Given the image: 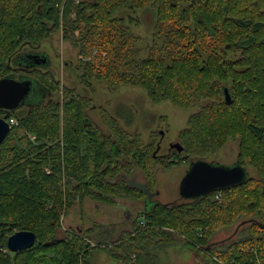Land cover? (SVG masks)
Instances as JSON below:
<instances>
[{
    "label": "trees",
    "instance_id": "obj_1",
    "mask_svg": "<svg viewBox=\"0 0 264 264\" xmlns=\"http://www.w3.org/2000/svg\"><path fill=\"white\" fill-rule=\"evenodd\" d=\"M121 8L154 9L152 37L159 44L152 42L147 55L129 28L133 18L116 15ZM59 31L85 58L78 66L81 84L130 85L152 103L194 108L178 136L182 151L155 153L157 144L129 137L110 115L103 118L104 133L85 113L87 97L72 88L49 98L59 81L23 56L37 52L27 46ZM11 71L28 73L47 90L40 103L7 117L16 123L0 144V264H93L99 247L126 262L130 254L140 260L148 250L179 242L195 248L205 264H264V0H0V78ZM5 113L0 109V117ZM231 138L238 142L237 161L255 171L241 184L156 202L147 212L145 193L122 178L138 169L149 187L158 167L206 159ZM84 196L105 204L143 198V224L135 220L130 238L114 241L120 251L90 242L87 235L99 224L56 236L62 212ZM236 222H246L247 231L210 241ZM19 230L34 232L35 243L11 252L6 239Z\"/></svg>",
    "mask_w": 264,
    "mask_h": 264
},
{
    "label": "rangeland",
    "instance_id": "obj_2",
    "mask_svg": "<svg viewBox=\"0 0 264 264\" xmlns=\"http://www.w3.org/2000/svg\"><path fill=\"white\" fill-rule=\"evenodd\" d=\"M116 15L126 19L130 16L133 18L134 21L128 23L129 28L132 34L139 38L137 44L143 48L141 55H147L148 46L155 42L152 37L156 21L154 9L145 8L131 12L126 8H121L116 12ZM75 34L77 35L78 32L75 31ZM43 42L46 45L38 44L27 47L33 51L46 53L48 63L41 69L47 70L51 78L60 83L59 89L47 95L49 98L59 99L62 87L72 88L76 95L87 97L89 102L85 113L91 122L99 126L104 133L109 131L103 118L110 115L121 125L129 137H135L136 140L144 143L153 141L155 145L159 142L157 151L160 154L166 153V147L170 146L171 143L179 142V133L186 126L189 116L196 111L194 108H181L168 101L152 103L143 89L130 85H121L117 89H110L107 83L101 81H92L89 85L81 84L78 66L85 58L78 54L77 49L69 41L62 39L60 31L54 33L50 41ZM155 43L159 44L158 41ZM7 76L19 80L22 76L29 75L23 71H11ZM33 80L36 88L21 105V113L44 99H42V93L45 96L47 87L36 78ZM126 117L129 119L126 120ZM160 131L163 133L161 134ZM19 134L23 135L22 132ZM27 137L32 143L35 142L33 134L28 133ZM237 153L238 142L231 138L226 141L216 155L208 156L205 161L215 162L222 166H231L237 160ZM181 156L184 154L181 153ZM180 159L178 158V160ZM185 169L184 163H178L169 169L158 167L154 173L152 185H149L151 192H157L151 196V200L161 203L182 201V199H177L179 197L178 186L184 171H186ZM246 169L248 176L255 175L253 168L247 167ZM46 171H48L47 168ZM121 175L118 174L115 177ZM132 177V173L128 176L122 175V178L127 180ZM145 179L140 170L137 169L135 181L145 183ZM142 210L143 198H115L112 204L96 201L89 196H84L81 200L76 198L72 205L65 212H62L56 236L58 238L63 237L68 229H77V231L81 229L83 231L99 224V227L88 233L90 242L92 244L98 242H100L99 244H111L112 253H116L120 249L116 247L117 245H113L116 243L114 241L124 235V237L130 238V233L134 232L135 225L133 222L135 220H139L143 224ZM239 223L236 222L231 228L219 229L220 231L218 230L210 241L226 242L236 238L241 231L246 232L245 228L248 224L244 222L239 225ZM152 241L154 242V238ZM101 249L99 247L92 251L90 261L93 264H140V262L142 264H205L202 255L195 248L181 242L148 250L147 255L141 257L140 260H136L134 254H130L126 262H119L112 255L109 257Z\"/></svg>",
    "mask_w": 264,
    "mask_h": 264
},
{
    "label": "water",
    "instance_id": "obj_3",
    "mask_svg": "<svg viewBox=\"0 0 264 264\" xmlns=\"http://www.w3.org/2000/svg\"><path fill=\"white\" fill-rule=\"evenodd\" d=\"M45 54L44 52H30L26 53L23 58L32 65L45 66L48 63ZM34 88H36L34 80L29 76H22L19 80L7 75L0 78V109L6 111L4 116L0 117V144L12 128L7 121L9 112L19 108L26 101V98L31 95ZM223 95L225 100L229 102L230 95L227 88L223 89ZM160 133L163 132L160 131ZM171 148L177 150V152L183 149L179 142L171 143L169 149ZM158 149L159 142L154 152L156 153ZM247 177V169L237 160L231 166H222L215 162H207L204 159H196L189 163L184 176L181 178L178 193L184 199H197L217 189H226L241 184ZM127 181L129 186L136 187L145 193V211H150L153 205L158 202L151 200V196L157 194V192H151L146 182H136L135 175ZM35 240L34 232L19 230L7 237L6 247L11 252H18L32 247Z\"/></svg>",
    "mask_w": 264,
    "mask_h": 264
},
{
    "label": "flooded vegetation",
    "instance_id": "obj_4",
    "mask_svg": "<svg viewBox=\"0 0 264 264\" xmlns=\"http://www.w3.org/2000/svg\"><path fill=\"white\" fill-rule=\"evenodd\" d=\"M173 148H171V149H169V146L168 147H166V153H164V154H161V155H167V152H168V154H169V152H171V150H172ZM175 150V149H174ZM175 151H177V150H175ZM181 152V151H180ZM158 154H160V153H158ZM195 159H188V161L184 164V166L186 167V169L185 170H187V168H188V166H189V163L191 162V161H194ZM205 160V159H204ZM184 174H185V171H184ZM184 176V175H183ZM182 176V177H183ZM216 196V198L217 199H219V193L218 194H216L215 195ZM178 200L179 199H182V200H192V199H184V198H181L180 196L177 198ZM174 202H178V201H169V203H174ZM242 224V223H241Z\"/></svg>",
    "mask_w": 264,
    "mask_h": 264
},
{
    "label": "built area",
    "instance_id": "obj_5",
    "mask_svg": "<svg viewBox=\"0 0 264 264\" xmlns=\"http://www.w3.org/2000/svg\"><path fill=\"white\" fill-rule=\"evenodd\" d=\"M75 3H78L80 0H73ZM7 121L11 124V125H13V124H15L16 122L14 121V119H12V118H9V119H7ZM141 222V221H140Z\"/></svg>",
    "mask_w": 264,
    "mask_h": 264
},
{
    "label": "crops",
    "instance_id": "obj_6",
    "mask_svg": "<svg viewBox=\"0 0 264 264\" xmlns=\"http://www.w3.org/2000/svg\"><path fill=\"white\" fill-rule=\"evenodd\" d=\"M40 45L42 46V45H46V44H45V42H43V43H42V44H40Z\"/></svg>",
    "mask_w": 264,
    "mask_h": 264
}]
</instances>
